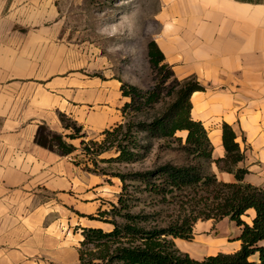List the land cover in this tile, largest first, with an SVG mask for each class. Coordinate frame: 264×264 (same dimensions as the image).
Returning a JSON list of instances; mask_svg holds the SVG:
<instances>
[{"label": "crops", "instance_id": "crops-1", "mask_svg": "<svg viewBox=\"0 0 264 264\" xmlns=\"http://www.w3.org/2000/svg\"><path fill=\"white\" fill-rule=\"evenodd\" d=\"M160 3L159 48L176 76L194 75L203 86L192 92L191 112L206 127L211 121L215 123L208 128L213 157L225 153L221 138V123L225 121L244 152L238 162L248 169L243 180L264 187V0ZM28 49L20 44L0 45V264H41L38 256L42 250L49 255L50 251L56 253L55 243L41 245L35 236L41 233L42 221L56 209L57 197L70 196L66 191L74 186L75 178L80 181L82 176L64 155L35 140L41 124L63 134L65 126L59 117L71 115L73 110L63 105L68 100L55 77L42 72L37 61L29 57L32 50L23 56ZM81 90H77L83 103L79 106L92 108L91 102L104 96L99 85L86 89V93ZM94 114V124L102 125L104 115ZM74 139L68 141L74 144ZM214 172L222 180H234L231 172L218 168ZM85 179L84 184L89 185L94 177ZM96 183L83 193L90 196L77 197L78 203L69 204L88 213L100 205L103 208ZM249 213L248 219L242 217L246 222L251 221L253 209ZM210 220H197L194 234L201 235L197 232ZM240 232L241 228L235 233L232 250L217 248L225 242L222 237H205L213 249L205 255L237 249ZM174 241L182 243L180 249L189 253L188 246L184 247L187 240L176 237ZM249 259L255 264L258 254L253 253Z\"/></svg>", "mask_w": 264, "mask_h": 264}, {"label": "trees", "instance_id": "trees-1", "mask_svg": "<svg viewBox=\"0 0 264 264\" xmlns=\"http://www.w3.org/2000/svg\"><path fill=\"white\" fill-rule=\"evenodd\" d=\"M152 44L163 58L161 50ZM121 89L122 95L129 98L121 106L122 119L104 128L100 139H82L76 146L66 139L76 137V133L62 134L45 124L39 125L35 134L38 144L60 155L79 149L73 162H84L86 170L121 180L117 200L109 207L99 206L89 214L76 211L110 225L81 227L77 264H254L249 257L255 252V264H264V187L243 180L248 169L238 162L244 152L225 121L221 123L225 153L213 157L209 129L191 112L192 92L203 89L195 76L175 77L166 98L158 86L143 89L122 81ZM177 131H183L184 137ZM155 140H163L170 148L176 142L174 148H178L182 159L157 160L149 168L129 171H107L99 165L100 161H143L152 152ZM107 151L115 155L99 157ZM213 163L219 170L231 172L234 180L218 178ZM249 209H253V215L246 222L242 216ZM224 217L241 225L237 249L196 258L176 245V237H193L197 220L218 221Z\"/></svg>", "mask_w": 264, "mask_h": 264}, {"label": "rangeland", "instance_id": "rangeland-1", "mask_svg": "<svg viewBox=\"0 0 264 264\" xmlns=\"http://www.w3.org/2000/svg\"><path fill=\"white\" fill-rule=\"evenodd\" d=\"M160 9V0H0V45L28 46V52L23 56H28L32 50L29 57L37 61L42 72H50L55 77L58 88H61V93L68 100L63 105L66 103L73 110L71 115L63 114L59 117L62 125H66L63 134L76 133L73 142L79 146L82 139H100L104 128L122 119L121 106L129 100L122 95V81L143 89L158 86L161 96L166 98L167 89L175 77L180 78L173 72L170 74V65L164 57L158 56L152 44L155 43L159 48ZM150 51H153L151 55ZM97 85L101 87L104 96L94 99L90 104L92 108L79 106L83 103L80 102L77 90L82 89L81 92L86 93V89L90 90ZM97 112L104 115L103 124L98 126L94 124L93 117ZM214 124L211 121L206 125L207 128H213ZM177 135L184 137V132L177 131ZM173 145L176 146V142ZM174 146L166 147L163 140H155L152 152L143 161L129 164L100 161L99 165L107 171H129L149 168L157 160H181L182 155ZM79 152L77 149L64 157L80 170L83 177L80 181L75 178L74 186L66 191L70 196L57 197L56 209L53 208L42 221L41 233L35 236L41 245H56L55 254L52 251L51 255L46 250L41 251L38 256L41 264H77L76 247L81 238V227L110 226L78 214L76 211L79 209L69 204L78 203L77 197L90 196V193L84 194L94 182H97L95 186L101 190L99 202L103 208L115 202L121 190L118 176L86 170L82 161L75 164L73 157ZM112 155H115L114 151H107L99 157ZM81 156L78 155L76 159ZM212 169L215 171L217 167L212 164ZM91 175L94 180L85 185V177ZM77 207L90 210L78 204ZM96 210L89 213H95ZM249 216L248 211L242 217L248 219ZM210 221L197 232L201 235H195L193 231V237L185 239L188 242L184 247L188 246L190 255L201 258L211 252L213 249L208 247L205 241L207 238L222 237L225 242L217 248L233 249L232 241L241 226L227 218ZM176 245L180 248L182 243Z\"/></svg>", "mask_w": 264, "mask_h": 264}, {"label": "bare ground", "instance_id": "bare-ground-1", "mask_svg": "<svg viewBox=\"0 0 264 264\" xmlns=\"http://www.w3.org/2000/svg\"><path fill=\"white\" fill-rule=\"evenodd\" d=\"M212 135H213V134H212ZM216 139H217V138H215V137L213 138L214 141H215Z\"/></svg>", "mask_w": 264, "mask_h": 264}]
</instances>
